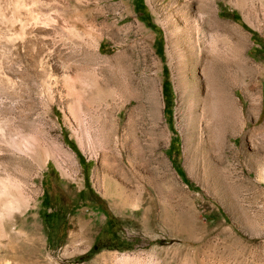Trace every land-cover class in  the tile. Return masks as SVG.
<instances>
[{"label": "rangeland", "instance_id": "rangeland-1", "mask_svg": "<svg viewBox=\"0 0 264 264\" xmlns=\"http://www.w3.org/2000/svg\"><path fill=\"white\" fill-rule=\"evenodd\" d=\"M257 40L264 0H0V264H264Z\"/></svg>", "mask_w": 264, "mask_h": 264}, {"label": "bare ground", "instance_id": "bare-ground-1", "mask_svg": "<svg viewBox=\"0 0 264 264\" xmlns=\"http://www.w3.org/2000/svg\"><path fill=\"white\" fill-rule=\"evenodd\" d=\"M211 14H213L214 15V13H211ZM209 16V15H208ZM213 17V16H212ZM188 18V17H187ZM213 19V18H212ZM206 20V19H205ZM210 20V19H209ZM211 21V20H210ZM207 22V21H206ZM209 24H213V23H210V22H208ZM217 23V22H216ZM215 24V23H214ZM213 24V25H214ZM189 25V24H188ZM192 25V24H191ZM206 25H207V23H206ZM217 25H218V23H217ZM186 29H187V26H185V25H183ZM211 26V25H210ZM216 25H214L213 27L214 28H217V27H215ZM207 27V26H206ZM220 27V26H219ZM191 28V27H190ZM212 28V27H211ZM189 29V28H188ZM193 30V29H192ZM200 30V29H199ZM212 31L214 30V29H211ZM219 30V29H218ZM203 31V30H202ZM179 32V31H178ZM188 32V31H187ZM214 32H218V31H214ZM180 33H181V31H180ZM190 32H188V34L186 33L185 34V38H184V40L185 41H183L184 43H185V50L184 51H186L187 52V54H188V56L190 55V59H191V61H192V64H194V63H199L200 65H201V72H202V76H203V83H204V86H205V88L207 89V91H209V93L210 92H212V93H214L215 94V96L216 95H219V92L220 93H222L221 95H223V101H224V107H226L227 108V110L229 109V110H231V109H234L233 108V105L235 104H233V100H232V98H231V91H232V87H234V85H233V81H232V77H231V75H230V73H229V75L228 76H226L227 78V80H225L224 82H223V80H222V76H224V75H222L223 74V70H222V64H221V62H222V60L220 61L219 60V58H218V56H217V51L215 50V49H213V48H215V46H216V44H215V46L214 45H211V46H209L211 49H209L208 51H207V49L205 48V51L206 52H200V54H199V51H197L198 50V48H197V40L195 41V40H193L192 39V37L190 36V34H189ZM193 33V32H192ZM201 33H203V32H201ZM211 33V32H210ZM207 34V33H206ZM205 34V35H206ZM215 34V33H214ZM218 34V33H217ZM183 35V34H182ZM191 35H193V34H191ZM219 35V34H218ZM216 36V35H215ZM184 37V36H183ZM201 37V36H200ZM207 37H208V34H207ZM180 38V37H179ZM201 38H203V37H201ZM216 38V37H215ZM214 37H213V39H215ZM205 39V38H204ZM207 39V38H206ZM205 39V40H206ZM212 39V38H211ZM182 40H183V38H182ZM205 40H203V41H205ZM208 40H209V38H208ZM220 40L222 41V39L220 38ZM180 41V40H179ZM203 41H202V43H203ZM219 41V40H218ZM214 42V41H213ZM207 43V42H206ZM218 43V42H217ZM221 43V42H220ZM178 44H180V43H178ZM182 44V43H181ZM204 44V43H203ZM232 43H230V45H231ZM220 45V44H219ZM232 46V45H231ZM204 47H205V44H204ZM219 47V46H218ZM176 48H178V47H176ZM217 48V47H216ZM229 48H231V47H229ZM181 49V48H180ZM178 50V49H177ZM202 50V49H201ZM183 51V52H184ZM232 52H230V53H234L233 52V50H231ZM217 52V53H216ZM222 52V51H221ZM230 53H228V55L230 54ZM180 54V53H179ZM232 54H230V56L232 55ZM224 56V55H223ZM182 57V56H181ZM234 57V55L232 56V58ZM221 58H222V55H221ZM178 59V58H177ZM227 59H229V56H228V58ZM227 59H225V60H227ZM179 60H182V59H179ZM184 60V59H183ZM234 60V58L231 60V61H229V60H227V62L229 61V62H232ZM190 61V62H191ZM184 62V61H183ZM223 63V62H222ZM226 63V62H225ZM234 63V62H233ZM232 63V64H233ZM179 64H181V63H179ZM198 64V65H199ZM229 64V63H228ZM184 65V64H183ZM231 65V64H230ZM229 65V66H230ZM177 66H179V65H177ZM191 66V65H190ZM231 67V66H230ZM179 68H181V67H179ZM178 67H177V69H179ZM183 68V67H182ZM191 68V67H190ZM194 68V67H193ZM226 69H228V68H226ZM225 69V70H226ZM185 70V69H184ZM229 70H231V69H229ZM181 71V70H180ZM180 71H178V72H180ZM193 71V70H192ZM191 71V72H192ZM185 72V71H184ZM182 73H183V71H182ZM181 74V73H180ZM184 74V73H183ZM191 74V73H190ZM225 74V73H224ZM187 76V75H186ZM190 76V75H189ZM189 76H188V78H189ZM225 78V77H224ZM183 78H181V80H182ZM192 79V78H191ZM185 81H186V78H185ZM190 81V80H189ZM188 81V82H189ZM197 82V81H196ZM198 84V83H197ZM2 88V87H1ZM197 88V87H196ZM199 88V87H198ZM204 88V87H203ZM187 90V89H186ZM191 91V90H190ZM198 92H199V90H198ZM204 92H205V90H204ZM200 93V92H199ZM198 93L196 92V95H197ZM205 94H207L208 95V93L206 92ZM204 94V95H205ZM186 95V94H185ZM189 95H191V94H189ZM221 95H219L220 97H222ZM195 96V95H194ZM198 96V95H197ZM200 96V95H199ZM213 96V95H212ZM206 97V96H205ZM214 97V96H213ZM217 97V96H216ZM215 97V98H216ZM191 98V97H190ZM189 98V99H190ZM214 98V99H215ZM219 97H217V99H218ZM213 99V98H212ZM211 99V100H212ZM216 99V100H217ZM206 100H208V98L206 99ZM210 100V101H211ZM202 101H203V99H202ZM209 101V100H208ZM213 101V100H212ZM215 101V100H214ZM213 101V102H214ZM222 101V102H223ZM207 102V101H206ZM216 103H214V104H216L217 105V101H215ZM219 102V101H218ZM220 102H221V100H220ZM235 102V101H234ZM212 103V102H211ZM206 104V103H205ZM204 104V105H205ZM218 104H220V103H218ZM207 105V104H206ZM207 106H209V103H208V105ZM11 110H12V108L11 107H9V106H5V107H0V116L2 115V113H5V114H10L11 113ZM222 110V109H221ZM230 112V111H229ZM10 129L11 128H9V125H8V127L6 128V129H4V131L2 132V131H0V146H1V148H2V146L4 147H6V146H8V145H10V144H8V135L10 134ZM108 142L110 143V139L108 140ZM10 146H12V144L10 145ZM8 148H10V147H8ZM7 182H9V181H7ZM7 185V184H6ZM9 185H10V183H9ZM9 188H11V187H9ZM11 204H12V201H7L5 204H4V207L6 208L5 210L8 212V210L10 209L9 207L11 206ZM12 207V206H11ZM9 213V212H8Z\"/></svg>", "mask_w": 264, "mask_h": 264}, {"label": "trees", "instance_id": "trees-1", "mask_svg": "<svg viewBox=\"0 0 264 264\" xmlns=\"http://www.w3.org/2000/svg\"><path fill=\"white\" fill-rule=\"evenodd\" d=\"M233 18H236L235 15H233ZM257 43L260 45V48H254V51L258 54H261V56L263 57L264 59V43L260 42L259 40H257ZM167 84L164 83L163 84V88H162V93H163V96L164 97H167L169 95V90L168 88H166ZM70 146H72L70 144ZM173 164H174V168H175V171L176 173L181 176V178L183 179V175H182V171L180 170V168L178 167V165L176 164V162L173 161ZM184 180V179H183ZM187 182V181H185Z\"/></svg>", "mask_w": 264, "mask_h": 264}]
</instances>
